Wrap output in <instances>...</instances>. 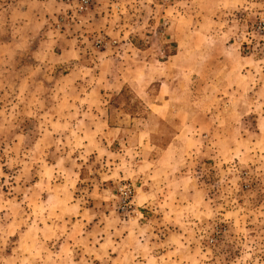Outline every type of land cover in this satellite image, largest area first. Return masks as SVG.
<instances>
[{
  "label": "rangeland",
  "instance_id": "rangeland-1",
  "mask_svg": "<svg viewBox=\"0 0 264 264\" xmlns=\"http://www.w3.org/2000/svg\"><path fill=\"white\" fill-rule=\"evenodd\" d=\"M0 264H264V0H0Z\"/></svg>",
  "mask_w": 264,
  "mask_h": 264
},
{
  "label": "built area",
  "instance_id": "built-area-1",
  "mask_svg": "<svg viewBox=\"0 0 264 264\" xmlns=\"http://www.w3.org/2000/svg\"><path fill=\"white\" fill-rule=\"evenodd\" d=\"M87 1H88V0H81V2H82L83 4H85Z\"/></svg>",
  "mask_w": 264,
  "mask_h": 264
},
{
  "label": "trees",
  "instance_id": "trees-1",
  "mask_svg": "<svg viewBox=\"0 0 264 264\" xmlns=\"http://www.w3.org/2000/svg\"><path fill=\"white\" fill-rule=\"evenodd\" d=\"M119 94H120V95L123 94V91L121 90Z\"/></svg>",
  "mask_w": 264,
  "mask_h": 264
}]
</instances>
